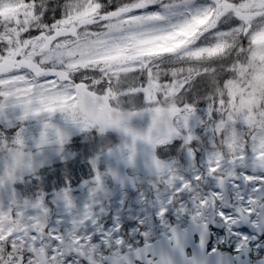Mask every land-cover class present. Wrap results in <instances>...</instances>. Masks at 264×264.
Returning <instances> with one entry per match:
<instances>
[{
	"label": "snow or ice",
	"instance_id": "1",
	"mask_svg": "<svg viewBox=\"0 0 264 264\" xmlns=\"http://www.w3.org/2000/svg\"><path fill=\"white\" fill-rule=\"evenodd\" d=\"M0 264H264V0H0Z\"/></svg>",
	"mask_w": 264,
	"mask_h": 264
}]
</instances>
